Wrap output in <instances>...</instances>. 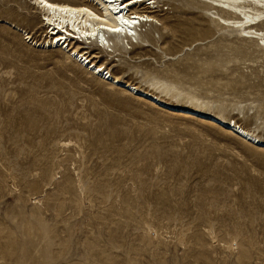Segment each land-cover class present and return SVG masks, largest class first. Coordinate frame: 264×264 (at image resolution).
<instances>
[{"label":"rangeland","instance_id":"rangeland-1","mask_svg":"<svg viewBox=\"0 0 264 264\" xmlns=\"http://www.w3.org/2000/svg\"><path fill=\"white\" fill-rule=\"evenodd\" d=\"M176 1L161 0L162 21L127 53L80 50L264 138V58ZM27 34L46 39L39 10L0 0V264H264L263 149Z\"/></svg>","mask_w":264,"mask_h":264},{"label":"bare ground","instance_id":"bare-ground-1","mask_svg":"<svg viewBox=\"0 0 264 264\" xmlns=\"http://www.w3.org/2000/svg\"><path fill=\"white\" fill-rule=\"evenodd\" d=\"M28 1L31 6L39 10L40 20L47 29V36L43 41H36L27 34L34 46L44 49L47 46L51 47L54 42L58 46L61 44V47L56 50H66L70 57L74 56L76 60L93 69L94 71H91L93 76L97 74L100 80L112 82L109 85L116 88L121 85L129 95L137 94L141 100L161 111L167 112L169 111L167 108H170L173 109L171 112L175 113L178 110L176 113L179 115H185L192 119H195L197 115L200 116L199 121L215 126L214 121H217L223 124L222 128L218 127L219 125L217 127L229 135L236 136L238 139L244 140L245 143L264 150V138L250 129L247 130L235 120L195 107L171 104L143 88L124 81L110 69L89 59L90 57L80 50L81 45L86 48L95 45L105 51L108 56L113 53H118V55L123 52L127 53L134 44H139L144 40L142 35L144 27L156 25L162 21L156 10L160 6L161 0ZM187 2V5L190 4L192 12L203 17L209 25H218L231 35L235 34L239 39L250 42L259 58H264V0H189ZM48 4L55 7H48ZM85 9L87 11H84ZM125 20L129 23H124ZM133 21L135 22L133 23ZM10 24L18 31H23L16 24ZM163 24H168V20ZM113 28H119L121 31H109ZM49 33L51 34L49 35ZM134 39L137 41L136 43H134ZM74 42H77L75 43L77 44L76 48L71 47Z\"/></svg>","mask_w":264,"mask_h":264},{"label":"snow or ice","instance_id":"snow-or-ice-1","mask_svg":"<svg viewBox=\"0 0 264 264\" xmlns=\"http://www.w3.org/2000/svg\"><path fill=\"white\" fill-rule=\"evenodd\" d=\"M48 7H55L54 5H51V4H48L47 5ZM84 11H87L86 9L84 10ZM97 19H99V17H97ZM124 23H129L128 21H123ZM135 21H133V23H134ZM109 31H114V32H119V31H121V29H119V28H113V29H109Z\"/></svg>","mask_w":264,"mask_h":264}]
</instances>
